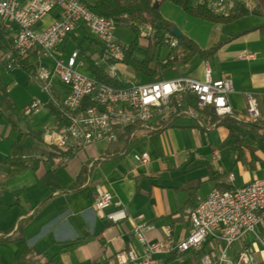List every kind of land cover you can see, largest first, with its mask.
Masks as SVG:
<instances>
[{
  "label": "crops",
  "instance_id": "crops-1",
  "mask_svg": "<svg viewBox=\"0 0 264 264\" xmlns=\"http://www.w3.org/2000/svg\"><path fill=\"white\" fill-rule=\"evenodd\" d=\"M243 1L260 14L250 13L225 24L213 23L219 25L216 30L221 33L206 44H200L192 34L179 28L202 48L222 42L208 60L196 56L202 67H193V74L182 76L204 79L205 63L209 62L214 79H231L233 91L228 98L234 112H246L247 95L251 94L264 119V0ZM56 13L46 16L40 27L51 23ZM74 50L79 51L78 61L84 62L82 67L87 69L88 58L100 60L103 45L81 22L55 53L67 61ZM245 54L254 56L246 58ZM24 58L31 67L19 66L17 59L11 67L7 58L0 63V161L13 154L15 145H21L22 156L30 164L36 159L39 163L36 169L30 166L15 174H10L8 163L0 167V264H133L119 263L118 254L130 248L144 251L135 236L136 226H152L145 232L148 242L182 239L191 230V210L214 187L238 186L236 175L234 180L230 178L235 167L255 172L254 178L246 173L245 185L258 179L257 170H264V124L259 123L252 131L261 134V140L253 141L250 132L241 142V137L235 136L236 126L232 134L228 126L211 122L209 107L200 109L201 122L182 115L164 129L148 131L138 126L127 139L123 130L117 141L87 145L60 163L56 159L52 166L47 157L56 146L46 130L58 120L47 104L59 107L71 88L53 75L46 103L49 113L41 109L34 113L39 115L34 118L41 119L43 124L34 119L27 122L25 130L20 129L22 111L14 91L22 86L26 74L38 78L40 67H53V60L37 49ZM101 66L107 67L103 62ZM4 94L20 113L9 114L2 106ZM142 152L150 155L147 164H140L134 157ZM49 169L56 181L52 187L45 180ZM99 188L122 202L127 218L114 223L103 217L96 207ZM114 209L111 206L105 212ZM259 231L262 240L247 233L228 249V260L221 264H248L238 260L242 251L253 255L251 264H264V224ZM224 247V241L210 237L200 249L163 254L160 258L162 264H204V252L214 249L221 253Z\"/></svg>",
  "mask_w": 264,
  "mask_h": 264
},
{
  "label": "built area",
  "instance_id": "built-area-1",
  "mask_svg": "<svg viewBox=\"0 0 264 264\" xmlns=\"http://www.w3.org/2000/svg\"><path fill=\"white\" fill-rule=\"evenodd\" d=\"M235 5L236 0L211 2L213 9L223 14L230 13ZM55 11L53 21L40 27L44 18ZM81 22L103 45L102 56L95 64L106 63L108 75L117 77L128 45L121 44L115 38L113 19L93 12L84 0H0V26L14 33L10 35L11 51L24 58L39 49L44 57L53 60L52 69L40 67L37 72L45 89L50 90L53 75L71 88L60 106L63 122L46 130L55 146L74 151L98 141L113 143L127 127L141 126L155 131L168 127L182 115H189L201 122L203 114L200 109L205 107L211 108L218 116L234 115L228 98L233 91L232 81L229 78L214 79L209 62L205 63L202 80L188 76L143 83L127 80L130 84L125 87H115L80 72L78 66H84V62L78 61V50H74L67 61L58 57L55 50ZM140 31L144 38L154 33L148 25H142ZM167 37L172 47L178 45L174 36L167 34ZM243 56L250 58L254 55ZM6 58L9 59V67L16 64L11 52H0V63ZM173 59L174 55L164 62ZM194 98L197 106L191 102ZM85 100H89L91 105L83 107ZM42 105V101L33 100L25 107V114L37 113ZM245 119L252 122L261 119L257 99L251 94L247 95ZM134 157L140 164L150 161L148 152L135 153ZM230 177L233 178L234 174L231 173ZM111 206L115 209L105 212ZM96 207L103 217L114 223L128 217L122 202L103 188L98 189ZM190 221L191 230L186 237L155 242H148L145 237V232L152 226L139 224L135 228V236L144 251L140 253L133 248L127 249L118 254L119 263L162 264L160 255L200 249L210 237L224 241L225 247L221 253L214 249L206 253L202 257L204 264L227 261L228 249L247 233L262 240L259 229L264 224V178L241 187L213 188L207 198L191 210ZM238 260L251 264L254 258L250 252L242 251Z\"/></svg>",
  "mask_w": 264,
  "mask_h": 264
},
{
  "label": "trees",
  "instance_id": "trees-1",
  "mask_svg": "<svg viewBox=\"0 0 264 264\" xmlns=\"http://www.w3.org/2000/svg\"><path fill=\"white\" fill-rule=\"evenodd\" d=\"M86 5L95 13L103 15L107 18H111L115 21V25H125L130 27L136 37L128 45L125 59L122 65L131 67L136 72L143 74L147 78V82H155L164 79L163 73L167 68L175 66L179 62L187 63L192 58L198 56L201 60L206 61L214 55L217 49L220 47L222 42H218L209 48H202L193 38L183 33L181 35H176L173 33L172 29L176 24L170 19L166 18L161 12V6L165 2H171L179 6L187 15L197 18L200 20H205L212 23H229L233 20L247 15V14H260L259 11L255 9H249L243 0H236V6L234 9L228 13L223 14L216 12L211 6V2L214 0H84ZM159 2V6L155 7L154 4ZM141 25L151 26L154 30L152 36L148 39V47L141 45ZM167 34H171L178 40V45L172 47L170 45V39ZM12 47V40L10 38V31L3 26H0V52L9 51ZM156 47L159 52L157 54L152 53V48ZM167 47L169 52L167 58L174 55L173 60H169L166 63L160 58V49ZM39 52L40 50L37 49ZM41 53V52H40ZM103 53V51H102ZM14 57L17 59V64L21 67H31L28 64L27 58H22L16 53ZM87 70L89 75L95 77L97 80L105 82L109 85L115 87H125L130 84L129 81L122 78L120 70L118 71L117 77H110L104 66H97L95 61L91 58L87 59ZM2 106L8 110L9 114L20 113L18 107L15 103L4 94L1 97ZM195 106H197V100L195 98L191 101ZM59 122H63L62 113L60 107H55L53 104H47ZM91 105L89 100H85L84 106ZM207 113L211 117V122H217L218 124H224L228 126L233 131V125L242 124L241 121L235 117L225 116L219 117L211 108H208ZM251 127H257V123H248ZM135 126L127 127L124 129V137L127 139L130 137L131 133L135 130ZM245 137V136H244ZM244 137H241V142H243ZM22 146L15 145L13 149V154L9 156L6 160L0 161V167L3 163H8L11 166L10 174H15L22 170H25L32 166L36 169L39 159L33 161L30 164L22 156ZM74 151L70 148H59L54 147L48 153L47 160L51 162L53 166L58 162L65 160L66 158L72 156ZM45 180L49 186L56 185L54 179L53 170L49 169L45 175ZM3 238H0V242ZM207 252V251H206ZM204 252V254L206 253ZM202 254V255H204Z\"/></svg>",
  "mask_w": 264,
  "mask_h": 264
},
{
  "label": "rangeland",
  "instance_id": "rangeland-1",
  "mask_svg": "<svg viewBox=\"0 0 264 264\" xmlns=\"http://www.w3.org/2000/svg\"><path fill=\"white\" fill-rule=\"evenodd\" d=\"M89 1L92 2L93 0H89ZM161 11L166 16H168L172 20H174V22L176 23V26L178 28L186 30L187 32L192 34V36H194V38L197 39L200 42V44H202V45L206 44L207 40H209L211 37L216 38V36L217 35L219 36V34L221 33L218 30H216V27H219V25L213 24V23H210L207 21H202L199 19L192 18V17L188 16L179 6H177L171 2H165L161 6ZM114 36L123 45H129L136 37L134 31L130 27L125 26V25L115 26L114 27ZM141 37L144 38L142 35H141ZM141 42H142V44H141L142 46L148 47L149 43H148L147 38L141 39ZM10 50H12V47ZM158 52H159V50L156 47L152 48L153 54H157ZM168 52H169V49L167 47H163L162 49H160V58L162 59L163 62L167 58L166 56H167ZM1 53H4V52H1ZM12 53L14 55L15 52H12ZM121 64L122 63L119 64V70H120V73H121V76L123 79L130 80V81H133L136 83H140V82L143 83L144 81H147V78L143 74L136 72L131 67H127V66H124ZM99 66H101V64ZM193 67H202V62L198 57H194L191 61H189L187 63L179 62V63L175 64V66L167 68L163 73L164 79H172V78L180 77L182 75H188L189 76V74L191 75L194 73L192 71ZM78 69L80 72L89 75L88 70L86 68L80 67ZM195 70L196 69H194V71ZM29 77L30 76L28 74H26V77L23 81L22 86L14 91L16 98H18L20 109L22 111V114H20V116H19L20 120H18L19 124H20V129H22V130L26 129L27 122H31L32 120L36 119L34 117H39V115L34 114V113L30 114V115L26 114L25 116L23 115V113L25 114V107L30 102H32L33 100L42 101L43 105L41 106L40 109L43 112L49 113L48 107L46 106V103H47L48 97H49V92L45 89L44 83L39 78H37L35 76L30 77V78ZM61 104H60V106H61ZM246 114H247V108H246V112L243 115H239L236 112H234L233 116L227 115V116L235 117L236 119H238L239 121L242 122V124H240V125H238V124L233 125V126L237 127L236 129L238 132L235 136L244 137V134L245 135L247 134L245 137H247V136L249 137L250 132L253 133L252 131H254V129L256 127H251L248 125V123L249 124L250 123H257V124L263 123L264 124V119H263L262 113H261V119L257 122L247 121L245 119ZM219 117H225V116H219ZM41 121L42 120L38 119V118L35 120V122H37L39 124H43ZM57 123H61V122L58 121ZM260 135H255V132H254L252 134L253 137L251 136V138L253 139V141L261 140V138L263 136H260ZM79 149L80 148L75 149L74 153ZM233 173L237 177L235 184H237L238 186L232 185L229 188L244 186L245 185V178H247L246 173H248L253 178L255 176V172H252L251 170H247V168H245V167L241 168L240 166L235 167L233 169ZM256 174H257L258 179H261L264 176V170H257ZM225 177H226L225 179L227 180V176H225ZM225 179L223 178V180H225ZM228 179H229V175H228ZM231 180H234V177L231 178ZM255 180H257V179H254L253 181H255ZM253 181H251V182H253ZM251 182H249L247 184H250ZM239 185H241V186H239ZM229 188H227V189H229Z\"/></svg>",
  "mask_w": 264,
  "mask_h": 264
},
{
  "label": "water",
  "instance_id": "water-1",
  "mask_svg": "<svg viewBox=\"0 0 264 264\" xmlns=\"http://www.w3.org/2000/svg\"><path fill=\"white\" fill-rule=\"evenodd\" d=\"M155 7H158L159 6V2L157 1L155 4H154ZM173 33L176 34V35H181L182 34V31L177 27V26H174L173 29H172Z\"/></svg>",
  "mask_w": 264,
  "mask_h": 264
}]
</instances>
